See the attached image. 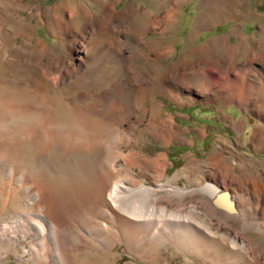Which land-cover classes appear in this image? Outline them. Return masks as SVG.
I'll return each instance as SVG.
<instances>
[{
  "label": "rangeland",
  "instance_id": "rangeland-1",
  "mask_svg": "<svg viewBox=\"0 0 264 264\" xmlns=\"http://www.w3.org/2000/svg\"><path fill=\"white\" fill-rule=\"evenodd\" d=\"M174 1L176 0H112L115 12L111 13V18H107L110 15L108 13L104 19L109 25L116 27L118 21L128 16V10H133V13L138 4L146 14H132L136 25L141 26L133 38L117 34L116 29L97 37L100 45L130 44L134 47L133 62L143 75V79H138L133 76L129 78L122 67L114 65L113 58L108 54H101L102 45L88 52L87 60L81 68L68 60L69 47L74 40L79 39L77 33L88 21L87 17L85 19L80 14L72 23L68 14L62 19L60 16L67 13V3L70 8L77 6L80 9L85 6L95 15H101L102 10L93 0H0V105H5L7 99L21 101L26 97L40 106V115L46 116V119L39 117L42 124L40 126H47V123L53 121L64 124L72 111L103 114L114 125L121 120L123 125L120 133L118 132L121 136L117 135L110 151L114 158L123 155L118 161L119 165L127 164L128 170L131 166L130 154L136 153L139 155L133 161L137 164L129 170L140 185L145 183L146 187H152L168 183V186L193 190L212 183L218 189L230 191L237 201L239 215L236 218H225L215 214L213 217L216 219L215 223L232 237L239 236L241 240L251 243L248 253L246 251L242 259L233 250L221 253L222 245L217 243H204L203 246L201 237L198 239L202 244L199 240L197 242L200 246L196 243L189 245V237L178 240L172 234L170 239L169 236L159 243L144 237L143 242L129 247L117 227L112 229L111 235L110 230L109 233L105 232L108 238H101L102 241L90 236L80 222L74 220L73 211L81 212L87 218L91 217L101 226H110L107 222L111 220L107 217L111 210L107 197L92 186V181L87 176V171L93 167L91 164L95 163L93 153L78 152L76 155L72 153V146L76 141L86 150L97 136L89 135L84 140L77 134L66 148L61 145V140L58 143L55 140L53 128L48 134L50 138L47 136L44 142V145H48L42 147L37 144V152L34 154L35 150L30 151L28 153L31 155L27 153V157L36 164L31 165L36 171L44 169L41 172L60 180L57 183L58 189L66 192H62L65 195L60 198L62 202L57 211L73 235L72 241L69 240L65 246L69 264H264V62L255 61L264 58V0H183L181 7L176 10L170 7ZM109 2L111 1L106 0V4ZM151 15L160 16L163 20L167 16H173L167 22L165 20L148 30ZM49 24L57 29L60 26L62 34L53 31ZM144 26H147L146 31L142 29ZM72 36L74 40L71 39ZM43 47L46 51L40 53ZM228 47L235 50L231 58L225 56ZM38 52L43 56L37 55ZM126 53L131 56V52ZM225 60H229L231 66H225L219 72L220 61ZM54 61H60V69L67 74L55 87L49 81H55L58 73L55 70L50 73V69H47ZM204 63L212 73L209 100L201 95L203 88L198 82L193 83L184 76L191 66H201ZM41 64L45 68L48 66L46 70ZM247 64L249 70L244 77ZM176 65L178 68H174ZM169 75L177 76V97L172 96L173 93L162 84ZM224 75H229L233 82L239 81L242 84L244 81L243 92L245 94L248 91L251 95L246 105L241 104L239 99L231 100V95L218 97L217 84ZM128 78L131 79L133 88L124 94L126 96L123 98L122 108L121 105L113 106L111 99L116 87L127 82ZM67 105L68 108L65 107ZM165 119L171 125V131L166 135L169 138L162 136L160 128ZM36 125L35 123L33 127ZM79 126L84 127L85 124ZM31 128L32 126L28 127L24 134L30 132ZM10 131L13 134V129ZM2 136L3 133L0 140ZM53 144L57 146L58 155L51 159L48 152ZM12 145L11 152L0 151V224L12 221L15 214L21 211L35 209V205L26 202L24 197L16 196L18 190L22 192L25 189V182L29 180L25 176V184L17 183L18 164H13L14 171L10 168L9 178L5 174L7 163L4 157L9 152L10 155L20 154L18 144L13 141ZM122 151L125 152L122 154ZM159 155H165V164L160 171L154 170L146 162ZM218 160H222L224 164L219 166L216 164ZM188 162L196 165L194 171L183 173ZM240 163L245 166L243 170H229V167H237ZM107 171L111 181L107 185L109 190L117 174L113 173L110 165ZM200 200L203 201V198ZM22 241L21 238L20 244L4 243L0 246V264H38L31 261L28 251L34 242L32 237H27L26 242ZM22 247L27 249V253H22ZM255 248L262 252L260 256L255 255ZM217 251L221 256L219 253L217 255Z\"/></svg>",
  "mask_w": 264,
  "mask_h": 264
},
{
  "label": "bare ground",
  "instance_id": "bare-ground-1",
  "mask_svg": "<svg viewBox=\"0 0 264 264\" xmlns=\"http://www.w3.org/2000/svg\"><path fill=\"white\" fill-rule=\"evenodd\" d=\"M93 1L96 2V4H98V7L102 10L101 15L99 14L95 15L94 13L91 12L90 8L87 9V7L85 6L82 7L81 5H80L81 6L80 9H78L77 6H71L70 8L69 4L67 3L65 5V11L67 13H64L63 16H60V18L62 19V18H65V14H68L70 17L71 23L73 22V19H75L79 14L82 15L85 19L87 17L86 21L88 22H86L84 26H82L81 31L77 33L79 36V39L74 40L73 39L74 37L72 36L71 39H73L74 41L69 47V51H68L69 53L67 55L68 60L71 63L76 64L78 68H81V65H84V63L86 62L87 57H88V52L89 51L92 52L98 45H100L97 43V37L98 38L102 37L107 32L109 33V31H113V29L114 30L116 29L117 34H123L125 37L133 38L134 35L137 34V32H139V28L141 26L139 27L138 25H136L134 18L132 17L133 16L132 14H134V16H137V15L145 16L146 15L143 12L144 10H142V8L139 6V4L135 5L136 8L134 12L132 13L133 10L129 9L128 10L129 14H127L128 16L124 18V20L118 21L119 24L116 27H114L113 24L109 25L106 23L107 20H104L105 17H107L108 13L110 15H108L107 18H111V13L114 14L115 12L112 0H110L111 2L107 4H106V0H93ZM182 2L183 0H176L172 2L170 7L176 10L179 8L180 5H182L180 4ZM171 16L173 15L167 16L163 20L160 18V16L151 15L152 18L149 20L147 24L149 28L148 30L152 29L155 26L160 25V23H162L165 20L167 22V20H169ZM49 25H51V29L53 31H57L58 33L62 34V32L60 31L61 30L60 26H57L58 27L57 29L54 25L52 24H49ZM142 29L146 31L147 26L146 27L144 26ZM213 44L215 45L217 43H213ZM101 45H100L101 52H102L101 54H108L109 57L113 58L115 61L114 65H118L119 68L122 67V69L127 72V76L129 78L130 76H133L134 78L143 79V75L141 71L139 69H136V66L133 62L134 47H132L130 44H119L118 46H115V45H111L110 43V44H101ZM237 47L239 46L237 45ZM41 49H42L41 51L39 50L40 53L46 51L44 47ZM126 51L131 52L130 54L131 56H128ZM234 52L235 50L233 48L228 47V50L225 56H229V58H231V56L235 54ZM40 53L38 52L36 54L39 55L40 57L43 56V55H40ZM20 60L21 59L19 58L18 61ZM228 61L229 60H225L223 62L220 61V64L222 63L224 64L223 66L218 63L220 67L219 72L222 71L225 66L226 67L231 66V62H228ZM255 61L264 62V58L260 60L255 59ZM59 64H61L60 61H57V62L54 61V63L51 64L52 66L50 68L48 66H47L48 68L46 67L48 70L50 69L49 70L50 73L52 72V70H55L58 73L57 75L58 78H56L55 81H52V80L49 81L51 85H53L54 87L57 85L59 81L64 80L62 78H66L65 76L67 75L66 72H63V70L60 69ZM40 66L44 67V65L42 64ZM175 67H177V65L174 66V68ZM46 68L44 67V70H46ZM208 70H209L208 65L206 63L202 64L201 66L196 64V65L191 66L189 72H186L184 74V76L186 78H190V80L193 83L198 82V84L202 86L203 92L201 93V95H204V98H206L207 100L210 99V94H211L210 90H211V84H212L211 82L212 73ZM248 70L249 68L247 64L243 72L244 77L247 74ZM176 78L177 76L175 75L166 76L162 84L169 91H171V93H173L172 96L177 97L178 93L175 91V89H176V85L178 84L175 82H178V79ZM244 84H245L244 81L242 84L239 81L233 82L230 79L229 75L228 76L224 75V78L219 82V84H217L218 85L217 91H216L217 95L219 98L231 95L233 96L231 100L239 99L241 104L246 105L249 101V98H251V95L248 91H245V94H244L243 92L245 90ZM132 88H133V85L131 83V79L127 80V82L123 83L121 86L116 87L115 92L113 93L114 96L111 99L112 100L111 104L113 106L121 105V108H122V105L124 103L123 98H125L126 96L124 94L129 92ZM1 100L3 101V99ZM5 101H6L5 105L3 106L0 105V135L1 133H3L2 139L0 140V151H6V152L10 151L11 152L13 149V145H12L13 141H15V143H17L18 147L20 148V149L16 148L18 151H20V154L13 153L14 155L13 154L10 155L9 154L10 152H9L6 155V157H4V161L7 163V166H6L7 170L5 174L9 178L11 175L10 168L13 167V164L14 165L18 164L17 166L19 169L17 170H19V176H17L18 177L17 183L21 185L22 184L21 182H23V180L26 178L25 176H28L29 180L28 182L24 181L26 183L25 189L22 192L18 190L16 196L24 197L26 202H28L29 204L35 205L34 207L35 209L30 210V211H25V210L21 211L15 214L14 219L12 221L0 224V246H2L4 243H7L8 245L10 244L17 245V244H20L21 238L24 242H26L27 237H32V240H34V242H32L30 245V248H28L31 261L33 260L34 262L38 264L46 263L49 261L51 262L50 264H69L70 263V260L68 257V251H66L65 246H66V243L72 239L73 235H71L72 231L69 232L70 228L67 229L66 225H64V222L63 220H61V216H59L58 214L59 212L57 211L59 207V203L62 202L60 198L64 196L66 192L65 190L64 191L62 190V192H65L63 193L64 195H62V192L59 191L58 189L59 184L57 183L61 182L60 180L57 181L53 179V177L49 176L47 173L41 172L44 169L41 171L39 170L36 171V168L34 167L36 166V164L34 162H31V160L29 161L28 160L29 157H27L28 154L31 153L30 151L35 150V152L33 151L34 154L37 152V149H36L37 144L39 145L41 144L43 147L44 142H46L45 140L47 136L49 137L48 134L50 130L54 128V131H55L54 134L56 133L54 136L55 140L57 141V143L58 141L61 140L62 142L61 145L65 147L68 145H71L70 143H72V141L75 139L77 134L80 135L81 138L84 140H85V137L89 135L94 134V136H97V139L91 145H89V147L86 150L85 148L82 149V147L78 145L76 141H75L74 146H72L73 154H76V153L78 154V152H82V153L92 152L93 153L94 155L93 161H95V163H93V165L91 164V166L93 167L89 168L90 171L89 172L87 171V176L89 177V179H91L92 181L91 183L93 184L92 186H94L96 190H100V192H102V194H104V196L107 197V201H108V204L111 210L110 212H108L109 217H107V218H110L111 222L106 221L107 223H110L111 225L107 226L108 224H104V225L102 224L103 229H102V226L97 224L95 221H93L91 217L87 218L85 215L81 214V212L78 211L79 213H77L75 210L73 211L74 220L79 221L80 225H82L87 230L90 236L96 237L97 240L102 241L104 237L108 238V235H106L105 232L109 233V230H110L109 235H111V233L113 232L112 229L114 227H117L122 232L124 236L123 239L124 241L126 240V243L129 247H131V245L134 246L135 243L140 244V241L143 242V240H145L144 237L147 240L150 239L151 241L154 240L159 243L161 242V240H165L167 237H169L172 234L173 237L176 239L178 238V240L182 239L183 237L185 239L189 237L188 238L189 245H193L195 243L199 245V243L197 242L199 240L198 238L201 237L200 239L203 240L202 241L203 244L201 240L199 241L201 242L200 244H202L203 246H204V243H206L207 245L209 243L210 244L217 243L218 245H222V250H220L221 253H224V252L226 253V252H229V250H233V253L237 254L238 257L240 256V258H242L244 256V253L247 250H249V245L251 244L250 242L248 243V241L246 240H241L239 236L232 237L229 232H227L224 228L222 229V226L217 225L215 223L216 219L215 217H213L215 214L223 215L225 216V218H236L240 213L238 209L237 201L234 199L233 195H232V199L235 202L236 213H229L226 210L218 209L217 207L214 206V204H212L213 199L216 198L221 193V191H223L224 189H218V187L212 183H207L205 186L201 188L196 187L193 190H184L178 186H168V183L167 184L159 183L157 185H153L152 187H146L145 183L140 185L139 182L134 177V175L132 174L131 170H129L131 169V167H134L137 164V162H134V161H135V158L138 157L139 154H136V153L130 154L131 166H129L128 170L126 169V166L128 167L127 164L125 165L123 164V166L119 165L118 161L123 158V155H120V158L118 156L114 158L111 155L110 151L112 149V146L115 143V139L117 138V135L120 133V128H122L123 122L121 120L119 123H117V125L115 124L116 125L115 126L114 123H110L111 120L108 121L109 118L107 119L103 114L98 115L93 112L84 113L82 111L81 112L72 111L71 115H69L70 118L68 117V121H66V123L64 124H60L61 122L59 120L60 123L53 121V122L47 123V126H40L41 122H39L38 119L39 117L41 118L43 115L39 114L41 109L39 108L40 106H38L36 102H35L36 104H34V102L32 103V101H30L26 97L25 99L21 101L11 100V99H7ZM32 105H34L35 107L34 106L32 107ZM65 107L68 108V105ZM48 117L49 116H47V118ZM165 120L166 121L163 122V124L161 125L159 124V125L163 133L162 136H164L165 138H169V137H166V135L167 133L171 131V130L169 131L171 125L168 119H165ZM35 123L37 125L36 127H33ZM82 123L85 124V126L84 127L81 126L82 127L81 128L79 125H81ZM30 126H32V128L30 129V132L28 131V133L25 132L24 134V131L28 129V127ZM11 129H13V134L10 131ZM119 136L121 135L119 134ZM54 144H55V141H54ZM54 144H53V147L50 145L51 149L48 152V156L51 159L54 156L58 155L57 146ZM47 145L45 144L44 146H47ZM14 146L16 147V145ZM124 152L122 151V154ZM164 161H165V155H159L156 159H153L151 161L149 160L146 162L151 164V167H153L154 170L160 171L163 165L165 164ZM0 163H1V159H0ZM80 163H82V161ZM216 164L221 166L224 164V162L222 160H218ZM31 165H34V166L31 167ZM109 165L113 173L117 174V178L115 179L114 182H112V184L110 183L111 186L108 190L107 185L109 184V182H111L110 176H109L110 174L107 173L108 172L107 168H109ZM195 166L192 162H188V164L185 165L183 169V173L194 171ZM83 167H85L84 164H83ZM244 167L245 166L243 165V163H240L237 165V167H229V170L231 171L238 170V169L243 170ZM13 168H12V171H14ZM24 182L23 184H25ZM199 193L206 195L207 197L206 196L203 197L199 195ZM1 195H0V201L2 200ZM101 196L102 195L100 194L99 197ZM200 198L201 199L203 198V201L200 200ZM64 200L66 201V198ZM76 206L78 205L76 204ZM102 215L104 216V214ZM143 233H144V236H142ZM170 238L171 236L169 237V239ZM205 247H208V246L205 245ZM21 249H22V253H25L27 251V249H25L24 247H22ZM253 250L255 252V255L257 256H260V254H262V252L259 251L257 248ZM218 253L219 252L217 251V255ZM207 254H208V250H207Z\"/></svg>",
  "mask_w": 264,
  "mask_h": 264
},
{
  "label": "water",
  "instance_id": "water-1",
  "mask_svg": "<svg viewBox=\"0 0 264 264\" xmlns=\"http://www.w3.org/2000/svg\"><path fill=\"white\" fill-rule=\"evenodd\" d=\"M218 209L226 210L229 213H236L235 202L232 199V194L228 190H223L213 199V203Z\"/></svg>",
  "mask_w": 264,
  "mask_h": 264
}]
</instances>
